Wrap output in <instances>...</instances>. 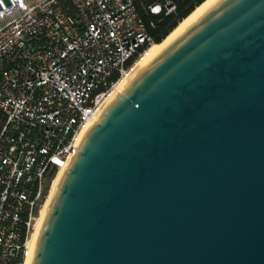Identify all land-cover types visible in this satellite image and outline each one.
Listing matches in <instances>:
<instances>
[{
	"label": "water",
	"instance_id": "1",
	"mask_svg": "<svg viewBox=\"0 0 264 264\" xmlns=\"http://www.w3.org/2000/svg\"><path fill=\"white\" fill-rule=\"evenodd\" d=\"M30 264H264V0H222L107 105Z\"/></svg>",
	"mask_w": 264,
	"mask_h": 264
},
{
	"label": "built area",
	"instance_id": "2",
	"mask_svg": "<svg viewBox=\"0 0 264 264\" xmlns=\"http://www.w3.org/2000/svg\"><path fill=\"white\" fill-rule=\"evenodd\" d=\"M152 44L132 0H0V264H23L46 174L67 169L112 87Z\"/></svg>",
	"mask_w": 264,
	"mask_h": 264
},
{
	"label": "bare ground",
	"instance_id": "3",
	"mask_svg": "<svg viewBox=\"0 0 264 264\" xmlns=\"http://www.w3.org/2000/svg\"><path fill=\"white\" fill-rule=\"evenodd\" d=\"M222 0H204L198 5L186 18H184L163 40L158 44H152L146 53L138 59L131 70L123 76L110 90L108 96L104 99L99 110L96 113V118L102 114L107 105L114 100L130 83V81L143 70L163 49L183 34L192 24L199 20L204 14L217 6ZM65 172V169L58 171L51 181L50 189L47 198L43 203L39 217L37 219L36 227L30 235L26 244V255L23 264H30L34 255L36 242L41 231L44 219L49 211L50 203L58 190L59 182Z\"/></svg>",
	"mask_w": 264,
	"mask_h": 264
},
{
	"label": "trees",
	"instance_id": "4",
	"mask_svg": "<svg viewBox=\"0 0 264 264\" xmlns=\"http://www.w3.org/2000/svg\"><path fill=\"white\" fill-rule=\"evenodd\" d=\"M167 1L174 6L172 12L167 14L165 10H162L159 14H152L150 12L149 7L152 4L158 3L163 6ZM203 1L204 0H132V3L152 43L158 44ZM136 58L137 56L135 55L128 59L125 62V67L132 65ZM112 79L115 80L116 76H112ZM4 120V113L0 110V130ZM54 175V169H50L46 174L43 187L44 195L48 193V187ZM18 261L21 262V259H18ZM7 264H17V261L8 262Z\"/></svg>",
	"mask_w": 264,
	"mask_h": 264
},
{
	"label": "rangeland",
	"instance_id": "5",
	"mask_svg": "<svg viewBox=\"0 0 264 264\" xmlns=\"http://www.w3.org/2000/svg\"><path fill=\"white\" fill-rule=\"evenodd\" d=\"M55 176H56V175H54L52 179H54ZM51 181H52V180H51ZM50 185H51V182H50L49 187H48V192H49V189H50ZM47 194H48V193H47Z\"/></svg>",
	"mask_w": 264,
	"mask_h": 264
},
{
	"label": "crops",
	"instance_id": "6",
	"mask_svg": "<svg viewBox=\"0 0 264 264\" xmlns=\"http://www.w3.org/2000/svg\"><path fill=\"white\" fill-rule=\"evenodd\" d=\"M33 2L37 1V0H32Z\"/></svg>",
	"mask_w": 264,
	"mask_h": 264
}]
</instances>
